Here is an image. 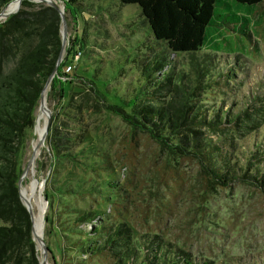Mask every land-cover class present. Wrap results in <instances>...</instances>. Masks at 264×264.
I'll return each instance as SVG.
<instances>
[{"label":"rangeland","instance_id":"rangeland-1","mask_svg":"<svg viewBox=\"0 0 264 264\" xmlns=\"http://www.w3.org/2000/svg\"><path fill=\"white\" fill-rule=\"evenodd\" d=\"M55 1L63 10L66 24L62 62L66 58L67 62L61 72L66 73L70 67L66 74L73 78L63 81L64 97L55 113L60 119H70L73 130L82 133V141L74 147L73 161L58 170L48 163L46 141L35 150V124L21 149L22 199L31 205L33 219L40 218L39 230L34 229L32 235L39 261L42 250L38 232L51 250L47 251L46 264L59 261L60 239L54 232L45 235L46 178L52 170L51 180L58 193L51 212H69L63 219L73 218L77 212L93 211L111 222H128L134 237L145 233L160 235L191 256L212 264H264V183L258 184L259 180L252 177L256 161L248 154L256 146L258 136L264 151L263 131L228 125L221 127L228 129L225 137L220 132L205 134L214 143L227 138L235 148L231 162L239 168L240 178L223 186L208 182L207 174L195 160L169 155L147 136L133 134V128L118 116L104 109L95 111L86 103L85 109H77L88 92L84 81L88 78L97 82L107 102L122 105L128 112L129 100L141 97L142 89L149 86L140 76L141 62H149L157 52L165 51V58L176 71L186 72L194 59L208 58L223 73L234 70L227 90L219 83L202 98L206 117L220 106L226 110L232 102H241L255 119L250 106L264 102V4L250 16L246 51L238 55L211 53L206 47L188 55L166 52L135 5H120L116 0H82L77 14L70 17L64 4ZM71 41L83 45L76 46L75 54L67 53ZM47 109L54 113L53 104L48 103ZM37 115L38 108L35 118ZM42 125L41 121L39 126ZM245 168L247 175L242 176ZM260 172L264 175V163ZM111 182L121 191V197L114 196L115 189L107 190Z\"/></svg>","mask_w":264,"mask_h":264},{"label":"trees","instance_id":"trees-1","mask_svg":"<svg viewBox=\"0 0 264 264\" xmlns=\"http://www.w3.org/2000/svg\"><path fill=\"white\" fill-rule=\"evenodd\" d=\"M12 1L0 0V12ZM60 1L71 17L79 11L82 0ZM116 1L138 7L154 39L165 45L166 52L188 55L206 47L211 53L238 55L246 51L250 16L264 4V0ZM69 45L67 53H74L78 44L71 41ZM60 51V17L55 9L24 0L16 13L0 21V264L40 263L31 218L19 195V156L28 132L34 127L40 94ZM164 52H157L149 62H141L140 76L149 86L142 89L141 97L129 100L128 112L122 105L107 102L97 82L88 78L84 80L88 92L77 109H85L86 103L95 111L104 109L118 116L133 128V134L147 136L169 155L195 160L207 174L208 182L226 186L240 178L239 168L231 162L235 148L227 138L214 143L205 134L220 132L225 137L228 129L221 127L228 125L264 132V102L250 106L256 120L241 102H232L226 110L220 106L206 117L202 98L219 83L227 90L234 70L223 73L208 58L194 59L186 72L176 71ZM66 62L67 58L58 67L46 96L47 107L48 103L53 104L54 109L45 139L47 159L56 170L73 161L74 147L82 141V133L73 130L70 119H60L55 113L64 97L63 81L73 79L61 72ZM256 123H260L258 127ZM257 141L248 154L256 161L252 177L263 184L264 175L259 173L264 163L262 138L258 136ZM246 172L245 168L242 176ZM51 174L52 170L46 178L45 235L54 232L60 239L58 264H212L191 256L160 235L145 233L134 237L128 222H111L93 211L77 212L70 219L62 218L69 213L63 209L52 213L58 192ZM106 187L116 188L114 182ZM114 196L121 197V191L115 189ZM87 225L90 227L84 230ZM47 251L51 252L48 245Z\"/></svg>","mask_w":264,"mask_h":264},{"label":"water","instance_id":"water-1","mask_svg":"<svg viewBox=\"0 0 264 264\" xmlns=\"http://www.w3.org/2000/svg\"><path fill=\"white\" fill-rule=\"evenodd\" d=\"M22 1H24V0H13L8 5H6L0 12V21L1 20H5L10 15L16 13L19 10ZM32 1L35 2V3L45 4V6H48V7H51L53 9H55L58 12L59 17H60L61 51H60L59 57L57 59L56 66H55V68L53 70V73L46 80V83H45V85L43 87V90H44L45 86L49 85L51 83L53 77L57 74L58 67L60 66V64L62 62L63 49H64V46H65L66 24H65V17H64L63 10L59 7L58 3L55 0H32ZM11 3H15V7H14L13 10L8 11L7 8L9 7V5ZM43 90H42V92L40 94V100H39V106H38L39 110L43 109V107H44ZM50 121H51V112L47 109L46 110V122H45L44 130H43L42 134L40 135V137L38 138V143H37V145L35 147V150H37L40 146H43L44 141H45L46 136H47V132H48V128H49V125H50ZM32 159H33V156H32ZM20 184H21V180L18 181L19 195H20V199L22 201V204L24 205V207L26 208L27 212L30 215L31 222H32V235H33V213H32V208H31V205L28 202L23 201L22 195H21V191H20ZM42 222H43V220H42ZM39 246H40V248L42 250V252H41L42 259H41L39 264H46L47 247L43 243L42 238L39 239Z\"/></svg>","mask_w":264,"mask_h":264},{"label":"bare ground","instance_id":"bare-ground-1","mask_svg":"<svg viewBox=\"0 0 264 264\" xmlns=\"http://www.w3.org/2000/svg\"><path fill=\"white\" fill-rule=\"evenodd\" d=\"M14 7H15V3H11L9 5V7L7 8V10L11 11L14 9ZM47 86H45V88L43 90L44 107L41 110L38 109V115L35 118V129H36V132L38 134V138L42 134V132L44 130L45 122H46V110H47V103H46V96L47 95L46 94H47V88H48ZM41 121H42L43 125L39 126ZM39 222H40V218L33 219V230L34 229L39 230V224H40ZM37 237H38V242H39V239L41 238L40 232L37 233Z\"/></svg>","mask_w":264,"mask_h":264},{"label":"built area","instance_id":"built-area-1","mask_svg":"<svg viewBox=\"0 0 264 264\" xmlns=\"http://www.w3.org/2000/svg\"><path fill=\"white\" fill-rule=\"evenodd\" d=\"M70 70H71V68L68 67V68L65 69V72H66V73H69Z\"/></svg>","mask_w":264,"mask_h":264}]
</instances>
